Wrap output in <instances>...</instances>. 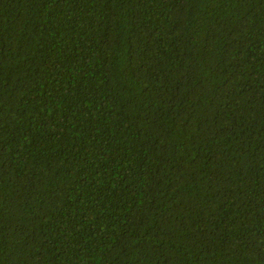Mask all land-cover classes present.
<instances>
[{
  "label": "trees",
  "instance_id": "1",
  "mask_svg": "<svg viewBox=\"0 0 264 264\" xmlns=\"http://www.w3.org/2000/svg\"><path fill=\"white\" fill-rule=\"evenodd\" d=\"M0 264H264V0H0Z\"/></svg>",
  "mask_w": 264,
  "mask_h": 264
}]
</instances>
